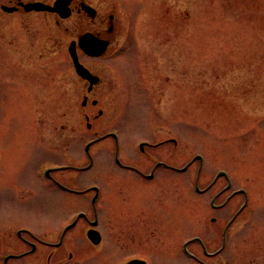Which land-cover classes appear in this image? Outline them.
Returning <instances> with one entry per match:
<instances>
[{"label": "rangeland", "instance_id": "obj_1", "mask_svg": "<svg viewBox=\"0 0 264 264\" xmlns=\"http://www.w3.org/2000/svg\"><path fill=\"white\" fill-rule=\"evenodd\" d=\"M88 1L102 11L113 9L124 36L115 57L88 63L106 66L107 79L117 84L115 94L99 89L103 96L97 106H81L84 88L65 52V28L72 18L57 29L56 54L47 53L37 71L7 69L0 41V161L5 148L8 161L19 169L0 194V219L19 218L34 229L48 222L59 225L66 215L90 208V203L76 197L68 201L44 189L36 172L53 164L86 166L91 158L90 170L58 169L57 177L80 187L104 185L113 197L115 178L132 175L116 167V149L123 162L141 161L145 158L138 141L167 137L177 146L170 143L168 150H157L154 156L177 168L188 167L160 174L167 181L154 185L155 194L180 203L184 193L182 207L190 214L198 208L196 176L204 186L225 171L234 178V188L250 193L249 207L259 208L264 198V0ZM1 15L17 22V16ZM53 21L51 15L41 17V38L55 30ZM113 67L121 76L111 71ZM31 72L36 77L35 94H30L34 102L20 99L29 94L24 96L17 86L13 96L19 100L3 101L2 87L28 83L25 77ZM107 131L120 134L119 148L112 138H103L91 143L87 154L85 145ZM14 180L23 187L16 196L11 195ZM201 203L200 208H208ZM26 264L44 263L30 259Z\"/></svg>", "mask_w": 264, "mask_h": 264}, {"label": "flooded vegetation", "instance_id": "obj_2", "mask_svg": "<svg viewBox=\"0 0 264 264\" xmlns=\"http://www.w3.org/2000/svg\"><path fill=\"white\" fill-rule=\"evenodd\" d=\"M54 1L0 0V15L17 16V22L0 16L4 65L9 70L13 67L21 71L29 67V72L40 70V61L47 53L56 54L57 29L72 18L74 22L65 28L69 38L65 52L74 73L70 47L74 48L78 61L96 77V83L91 85L89 80L75 73L84 88L82 102L86 99V105H93L96 101L93 106H97L103 96L99 89L108 90L109 95L115 94L117 84L107 79L106 66L99 68L88 63L109 60L120 51L124 36L119 20L113 9L102 11L87 0H68L69 16L66 18L32 7L37 4L51 6ZM47 15L53 17L52 26L56 31L51 30L41 38L44 30L41 17L45 19ZM83 38L89 46L100 45L99 55L92 56L83 51L79 45V39ZM168 39L165 35L164 40ZM111 71L121 76L117 67ZM34 73L25 77L28 83L21 80L3 86V101L19 100L13 96L17 86L24 96L29 94V97L20 99L34 102L30 97L31 91L35 94ZM88 129L91 130V126ZM103 138H112L119 148L121 136L118 132L114 137L105 133L93 142ZM170 140L169 137L158 141L142 139L137 148L145 160L114 161L120 173L132 175L115 178L113 197L110 188L104 185L80 187L57 177L58 169L83 173L90 170L93 163L91 167L53 164L40 169L36 175L45 182L44 189L62 194L68 201L75 197L88 199L90 208L62 217L59 225L48 222L35 229L19 218H1L0 264H26L30 259L44 264H264V198L259 202V208H250V193L243 187L234 188V178L214 176L200 186L199 177H196L194 191L198 208L190 214H186L182 207L185 205L184 193L180 195V203L170 202L166 194L154 193V185L167 181L160 174L181 171V168L154 156L153 152L157 150H168L170 143L177 146V142ZM2 153L0 194L5 190L9 176L19 171L8 161L5 148ZM10 187L12 196L23 189L16 180ZM156 190L163 189L157 187ZM200 201L208 208H200L203 205ZM90 231H96L94 239L89 236Z\"/></svg>", "mask_w": 264, "mask_h": 264}, {"label": "water", "instance_id": "obj_3", "mask_svg": "<svg viewBox=\"0 0 264 264\" xmlns=\"http://www.w3.org/2000/svg\"><path fill=\"white\" fill-rule=\"evenodd\" d=\"M51 10H53V11H58L62 16L67 15V14H64V12L60 10V5H57V4H55V5H54V8L51 9ZM74 65H75L76 71H77L79 74H81L82 76L88 78V73H87V71H86L85 69H83V67L77 62L76 57H74ZM84 104H85V102H83V105H84ZM99 114H101V111L99 112ZM221 174H222V173H220V175H221Z\"/></svg>", "mask_w": 264, "mask_h": 264}]
</instances>
